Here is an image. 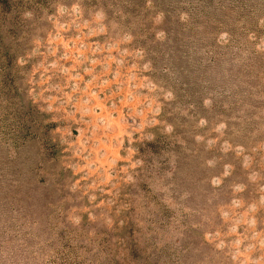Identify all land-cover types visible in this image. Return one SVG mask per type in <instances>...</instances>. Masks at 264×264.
Segmentation results:
<instances>
[{
	"label": "rangeland",
	"instance_id": "rangeland-1",
	"mask_svg": "<svg viewBox=\"0 0 264 264\" xmlns=\"http://www.w3.org/2000/svg\"><path fill=\"white\" fill-rule=\"evenodd\" d=\"M0 264H264V0H0Z\"/></svg>",
	"mask_w": 264,
	"mask_h": 264
}]
</instances>
